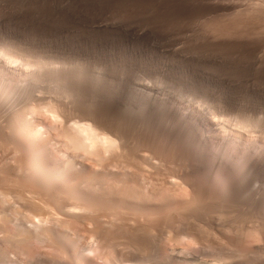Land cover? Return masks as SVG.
Listing matches in <instances>:
<instances>
[{
    "label": "rangeland",
    "instance_id": "374dc122",
    "mask_svg": "<svg viewBox=\"0 0 264 264\" xmlns=\"http://www.w3.org/2000/svg\"><path fill=\"white\" fill-rule=\"evenodd\" d=\"M4 45L27 52L32 59L67 67V73L82 74L87 86L75 88L72 94L80 90L81 98L76 92L73 98L80 99L73 102V98L63 101L64 90L50 86L49 74L40 86L22 83L12 93L5 88L0 92H5L3 98L13 95L11 100L17 99L13 108L19 105L17 109L27 114L19 130L21 124L8 119L12 117L4 108L11 102L0 100L3 264L79 263L73 252L67 256L69 243L82 249L85 264H264V0H0V47ZM10 68L15 74L23 71L20 65ZM96 81L117 88L120 98L92 102L88 86ZM55 92L68 110H53L60 105ZM140 94L151 107L160 105L170 124L150 117L143 126L136 113L127 114L126 100H137ZM160 97L165 103H159ZM207 108L220 117L213 120ZM176 110L181 116L178 123H187L192 130L191 143L185 141V131H171L169 125L177 124ZM92 119L100 128L106 127L104 131H113V136L122 132L115 137L128 141L116 147L100 143L93 150L75 147L74 124L92 123ZM221 119L230 131L239 127V121L261 124L237 133L242 130L244 138L238 147L255 151L251 161L259 165L250 182H245L247 187L242 185L249 194L239 193L241 185L213 174L216 167L231 169L225 151L247 155L230 145ZM254 137L263 139L258 141L260 148L254 145ZM41 147L44 160L69 173L66 179H58L66 186L59 181V185L47 184L39 177L32 153ZM219 147L226 153L224 159ZM223 181L229 192L222 190ZM249 183L254 184L251 190ZM68 187H76V194ZM253 188L258 193L251 194ZM231 189L239 195L231 198ZM31 228L34 237L16 240L19 230Z\"/></svg>",
    "mask_w": 264,
    "mask_h": 264
},
{
    "label": "bare ground",
    "instance_id": "6f19581e",
    "mask_svg": "<svg viewBox=\"0 0 264 264\" xmlns=\"http://www.w3.org/2000/svg\"><path fill=\"white\" fill-rule=\"evenodd\" d=\"M12 43V42H11ZM2 45V44H1ZM16 46V45H15ZM39 58H41V57H39ZM36 59H38V58H36ZM0 61L2 62V64H0L1 66H0V84H1V86H0V92H2V89L3 88H5V90L7 91V93L8 92H10V93H12V92H14V91H16V89H18V88H16L17 86H19V84H27L26 86L28 87V85L30 84V86H31V84H34L33 86L34 87H36L37 85L38 86H40V84L42 83V82H44V81H46L45 79H46V76H48L47 74H49L50 76H49V79H50V81H51V87L56 91V89H59V90H64V93L66 94V96L64 97L63 95H61L63 98V101H65V98H67L66 100H68L69 98H73V95H75V93L77 92V94L78 95H80L78 92H80L81 93V91L79 90V91H76L74 94H72V92H74V90H75V88H81V87H83L84 85H85V87L87 86V80L85 81V79H84V76L81 74V76L80 75H77L75 72L74 73H67L66 71L68 70V72L70 71L69 69H67V67H65L64 69H67V70H64L63 69V67L61 68V67H59V66H55V65H51V64H48V63H45V60H43L42 58L41 59H39V60H35V59H32L30 56H29V54L27 53V52H24L23 50H22V52H21V50H20V52H17L16 50L14 51V50H12L10 47H8V46H2V47H0ZM44 61V62H43ZM54 62V61H53ZM53 62H50V63H53ZM55 63V62H54ZM14 65H20V67L22 68V72L21 73H17V74H15L13 71H11V68L10 67H13ZM69 68V67H68ZM13 70V69H12ZM15 70V69H14ZM71 70H73L72 68H71ZM19 71V70H18ZM75 71V70H74ZM77 72V71H76ZM78 74H80V73H78ZM67 82H66V81ZM49 81V80H48ZM63 81H64V83H63ZM66 82V83H65ZM44 83H46V82H44ZM81 84H84V85H81ZM71 85V86H70ZM43 86V85H42ZM81 86V87H80ZM20 87V86H19ZM62 87V88H61ZM154 87V86H153ZM15 90H14V89ZM51 88V89H52ZM61 88V89H60ZM89 88V89H88ZM88 90L90 91V93L92 94V97L90 98L91 100H92V102H96L97 100H101V98H105V99H107L108 101H115V100H117L118 98H120V97H118L117 96V94H118V90H116V89H114V88H112V87H107V88H105L104 86H103V84L100 82V81H96L94 84H90V86H88ZM152 88V87H151ZM162 88V87H161ZM76 89V90H77ZM150 89V88H149ZM14 90V91H13ZM58 90V91H59ZM82 90V89H81ZM84 90V89H83ZM19 91V90H18ZM88 91V92H89ZM133 90H129V94H132L133 92H132ZM135 91V90H134ZM143 91H145V90H143ZM142 90H141V92H143ZM180 91V90H179ZM29 92V91H28ZM27 92V93H28ZM52 92H54L53 90H52ZM83 92V91H82ZM138 92H140V90H138ZM26 93V94H27ZM30 93V92H29ZM61 93H63V92H61ZM63 93V94H64ZM136 93V92H135ZM134 93V94H135ZM145 93H148V95L151 97L152 95L151 94H149V92H147V91H145ZM161 93V92H160ZM5 94V92L2 94V95H4ZM14 94V93H13ZM120 94V93H119ZM137 94V93H136ZM0 95H1V93H0ZM1 95V96H2ZM6 95H9V94H6ZM11 95V94H10ZM9 95V96H10ZM57 94H56V92H55V97H57L58 99H56V100H58V101H54L53 103H56L57 104V102L60 104V105H58V107L56 106V104H52V102H51V104L52 105H55L57 108H53V110L54 111H56V110H58V111H62V108H64V110L63 111H66V110H68V109H65V106H64V103H62L63 101H61L60 102V100H59V98L61 99V97H60V95H59V97L58 96H56ZM77 95V96H78ZM124 95V94H123ZM138 95H139V93H138ZM141 95V98H139V99H137V100H132V99H127L126 100V102H125V104H124V111H127V114L129 113V112H134V113H136V117L138 118V120H139V122H141L140 124H142L143 126L144 125H146L145 123H148V121L150 122L151 121V119H152V121H155V122H157V123H161V122H167V123H169L170 124V122L167 120V119H165V117L163 116V114H161V112H160V105L159 106H154V103H153V106L154 107H151L150 105V103H148V101L147 100H145L144 99V96H143V98H142V94H140ZM148 95H146V96H148ZM13 95H11L10 96V99H9V97L7 98V97H4L3 98V96H2V98L0 99V100H2V102H3V99H5L6 98V100L8 99V101L7 102H11L10 103V106L9 105H7V103L6 104H4L3 106H5V105H7L8 107H4L5 109H7V111L9 112V115H7V116H10L11 115V117L12 118H8V119H12L13 121V123L14 124H17V125H20L19 127H18V129L23 125V123L25 122V120H26V116H27V114H26V112H24V110H22L23 112H21V107H20V109H17V108H19V107H17V106H19V105H17L16 107H14L13 108V106H14V103L12 104V102L13 101H15V100H17V99H14L13 101L11 100V97H12ZM20 96H22V95H20ZM129 96V95H128ZM134 96V95H133ZM135 96H137V95H135ZM30 97H32V96H30ZM75 97V96H74ZM79 97V96H78ZM73 98V99H71V101L70 102H73V100H75V99H77V101H79L78 99H80L81 98V95H80V98ZM127 97V96H126ZM129 97H131V96H129ZM12 98H15L14 96L12 97ZM24 98H25V96H24ZM117 98V99H116ZM152 98V97H151ZM150 98V99H151ZM155 98V97H154ZM165 98H166V96H165ZM194 98V97H193ZM124 99H125V97H124ZM147 99V98H146ZM158 99V101H159V103L161 104H163V100H159V99H161V97L160 98H157ZM11 100V101H10ZM24 100V99H23ZM90 100V101H91ZM122 100V99H121ZM155 101L156 99H151V101ZM5 101V100H4ZM22 101V100H21ZM25 101V100H24ZM29 101V100H28ZM33 101V100H32ZM42 101V100H41ZM77 101L75 102V103H77ZM106 101V100H105ZM152 101V102H153ZM157 101V102H158ZM166 101V100H165ZM1 102V103H2ZM69 102V101H68ZM150 102V101H149ZM151 102V103H152ZM4 103V102H3ZM17 103V102H16ZM62 103V104H61ZM74 103V104H75ZM165 103V102H164ZM197 103V102H196ZM209 103V102H208ZM46 104V103H45ZM50 104V103H49ZM73 104V103H72ZM81 104V103H80ZM92 104V103H91ZM156 105H157V103H155ZM201 104V103H200ZM211 104V103H210ZM12 105V106H11ZM94 105V104H93ZM166 105V104H165ZM168 105V104H167ZM149 106H150V111H148V108H149ZM169 106H170V103H169ZM169 106H167V107H169ZM23 107H24V105H23ZM164 107V106H163ZM167 107H165V108H167ZM172 107V106H171ZM176 106H174V107H172V108H175ZM213 107H214V105H213ZM3 108V107H2ZM3 108V109H4ZM36 108V107H35ZM153 108V109H152ZM206 108V107H205ZM204 108V109H205ZM4 109V111H5V114L6 113H8V112H6V110ZM25 109V108H24ZM56 109V110H55ZM169 109V108H168ZM171 109V108H170ZM176 109V108H175ZM175 109H173V110H175ZM181 109V108H180ZM180 109H178L177 108V110H180ZM208 109V108H207ZM211 109V108H210ZM20 110V111H19ZM177 110L175 111V115H176V117L174 118V119H177V124H175L174 122V124L171 126V125H169L170 127H171V131H176L178 134L180 133V132H182V131H185V134L187 133V135L185 136V141L186 142H189V143H191L192 142V137H191V132H192V130L191 129H189L188 127H187V123H183V124H179L178 122H180V119L179 118H181V116H180V114H179V111L177 112ZM185 110V109H184ZM220 110V109H219ZM4 111H3V113H4ZM119 111H120V109H119ZM170 111V110H169ZM1 112V111H0ZM168 112V111H167ZM174 112V111H173ZM191 112V111H190ZM214 112H217V111H214ZM214 112H212V109H211V111H209V109L207 110V114H209V117H211L212 118V116H213V120H214V118H218V116H219V114H218V112L217 113H214ZM26 114V116H24V122H23V120H21L22 119V117H23V114ZM61 113V112H60ZM65 113V112H64ZM108 113V112H107ZM133 113V115H135ZM169 113V112H168ZM181 113V112H180ZM62 114H63V112H62ZM94 114V113H93ZM122 114V113H121ZM97 115V114H96ZM108 115V114H107ZM123 115V114H122ZM124 115H125V112H124ZM130 115V114H129ZM214 115H215V117H214ZM6 116V117H7ZM62 116V115H61ZM65 116V115H64ZM166 116V115H165ZM173 116V115H172ZM193 116V115H192ZM1 117V116H0ZM81 117V116H80ZM119 117V116H118ZM151 117V119H149ZM220 117V116H219ZM3 118V117H2ZM89 118V117H88ZM87 118V119H88ZM115 118V117H114ZM116 118H117V116H116ZM127 118V117H126ZM134 119H135V117H133ZM189 118V117H188ZM193 118V117H192ZM68 119V118H67ZM70 119V118H69ZM90 119V118H89ZM93 119H95V117L93 118ZM93 119H92V123L90 122V123H85V122H79V121H77L76 122V124H74L75 126H73V128H74V130H73V133H71L72 134V141L74 142V144H75V147L76 146H78V147H80V148H84V149H86V148H90V149H96L97 148V146L100 144V143H103V144H105V145H107V146H109V147H116V146H119V142L121 141V142H123V139H121L122 138V136H119V137H115V135H116V133H118V132H114V136H113V134L112 133H110V132H113V131H104L105 129L107 130V128L105 127V129L104 128H100V126H97L96 124H94L93 122ZM99 119V118H98ZM120 120H121V118H119ZM200 119V118H199ZM1 120V119H0ZM3 120V119H2ZM137 120V119H136ZM137 120V121H138ZM167 120V121H166ZM170 120V119H169ZM219 120V119H218ZM7 121V120H6ZM21 121L23 122V123H21ZM28 121V120H27ZM119 121V120H118ZM134 121V120H133ZM185 121H186V119H185ZM193 121V120H192ZM238 121H239V119H238ZM12 122H10L11 124H12ZM97 122V121H96ZM95 122V123H96ZM130 122V121H129ZM138 122V123H139ZM214 122V121H213ZM220 122H222V127L224 128L223 129V133H224V136H228L227 138H228V140L231 142L230 143V145L232 146V147H234L235 149H241V148H239L238 146L240 145L239 144V142L241 141L240 139H244V138H241L242 136L240 135V133L242 132V130H241V132L239 133V134H237L239 131H240V129L241 128H248L249 126H252V124L250 123L251 121H245L246 123H244V121H243V123L244 124H242V121L240 122V124H238L237 123V125H239V127H236V129H235V131L234 130H227L226 129V125H225V122H227V121H223L222 119L220 120ZM10 123H8V124H10ZM98 123V122H97ZM109 123V122H108ZM113 123V122H112ZM125 123V122H124ZM131 123V122H130ZM136 123V122H135ZM197 123V122H196ZM236 123V122H235ZM255 123V122H254ZM260 122H256V124H254L252 127H258V125H261V124H259ZM118 124V123H117ZM128 124V123H127ZM133 124V123H132ZM200 124V123H199ZM17 125L15 126V127H17ZM67 125H68V123H67ZM115 125V124H114ZM124 125H126V124H124ZM168 125V124H167ZM191 125V124H190ZM263 125V124H262ZM29 126V125H28ZM71 126V127H72ZM106 126V125H105ZM116 126V125H115ZM141 126V125H140ZM147 126V125H146ZM161 126H162V124H161ZM164 126V125H163ZM227 126H228V124H227ZM8 127V126H7ZM23 127H24V125H23ZM25 127H27V125H25ZM31 127V126H30ZM68 127H69V125H68ZM117 127V126H116ZM122 127H125L126 128V126H122ZM131 127L132 126H130V128H128V129H131ZM142 127V126H141ZM157 127H159V125H157ZM254 127V128H255ZM22 128V127H21ZM67 128V127H66ZM163 128V127H162ZM194 128V127H193ZM228 128V127H227ZM251 127H249V129H250ZM25 129V128H24ZM28 129V128H27ZM103 129V130H102ZM118 129V128H117ZM116 129V130H117ZM127 129V128H126ZM133 129V128H132ZM137 129V128H136ZM164 129V128H163ZM169 129V128H168ZM202 129V128H201ZM229 129V128H228ZM253 129V128H252ZM16 130H17V128H16ZM19 130H21V129H19ZM19 130H17V131H19ZM112 130V129H111ZM119 130V129H118ZM120 130H122L123 131V129L121 128ZM142 130V129H141ZM140 130V131H141ZM156 130V129H155ZM248 130V129H247ZM255 130V129H254ZM264 130V129H263ZM203 131V130H202ZM70 132V131H69ZM247 132H249V131H247ZM18 133V132H17ZM120 133H122V132H119L118 134H120ZM137 133H138V131H137ZM161 133V132H160ZM165 133V132H164ZM170 133V132H169ZM176 133V134H177ZM191 133V134H190ZM195 133V132H194ZM197 133H202V132H198L197 131ZM214 133V132H213ZM245 133V132H244ZM5 134V133H4ZM112 134V135H111ZM125 134H127V133H125ZM173 134V133H172ZM175 134V135H176ZM203 134H204V132H203ZM206 134V133H205ZM212 134V133H211ZM243 134V133H242ZM123 135H124V133H123ZM130 135V134H129ZM134 135V134H133ZM206 135H208V133L206 134ZM206 135H204L205 137H206ZM248 135H250V133L248 134ZM70 136V135H69ZM68 136V137H69ZM117 136V135H116ZM140 136V135H139ZM138 136V137H139ZM142 136V135H141ZM171 136V135H170ZM201 136V135H200ZM253 136V135H252ZM33 137V136H32ZM32 137H31V140H32ZM121 137V138H120ZM131 137H132V135H131ZM158 137H160V136H158ZM164 137V136H163ZM246 137V136H245ZM29 138V137H28ZM130 138V137H129ZM181 138H183V136L181 137ZM199 138V137H198ZM264 138V137H263ZM200 139V138H199ZM198 139V140H199ZM210 139H212V138H210ZM253 139V138H252ZM260 139V138H259ZM124 140H125V138H124ZM126 140H127V138H126ZM125 140V141H126ZM130 140V139H129ZM133 140V139H132ZM173 140V139H172ZM184 140V139H183ZM194 140V139H193ZM261 140H263V139H261ZM261 140H258V139H255V137H254V141H255V143H254V145L256 146V147H258V148H260V145H258L259 143H258V141L260 142ZM34 141H35V139H34ZM125 141L123 142V143H125ZM128 141V140H127ZM147 141V140H146ZM169 141V140H168ZM200 141V140H199ZM253 141V140H252ZM264 141V140H263ZM120 142V145H122V143ZM185 142V143H186ZM203 142V141H202ZM46 143V142H45ZM200 143V142H199ZM204 143V142H203ZM202 143V144H203ZM205 143H206V141H205ZM241 143V142H240ZM261 143V142H260ZM263 143V145L262 146H264V142H262ZM14 144V143H13ZM33 144H34V142H33ZM73 144V143H72ZM184 144V143H183ZM188 144V143H187ZM207 144V143H206ZM206 144L205 145H203V146H206ZM45 145V144H44ZM102 145V144H101ZM126 145H127V143H126ZM219 145H220V143H219ZM223 145V144H222ZM226 145V144H225ZM33 146V145H32ZM40 146H41V144H40ZM106 146V147H107ZM124 146V145H123ZM131 146V145H130ZM186 146V145H185ZM202 146V147H203ZM224 146V145H223ZM229 146V145H228ZM227 146V147H228ZM241 146V145H240ZM244 146H245V144H244ZM31 147V146H30ZM44 147V146H43ZM104 147V146H103ZM125 147H129V145H127V146H124L123 148L122 147H120V148H122L123 150H125L124 152H127V148L125 149ZM132 147V146H131ZM196 147H197V150H199L200 148H198L199 146H198V144H196ZM201 147V146H200ZM208 147V145L206 146V148ZM224 147H226V146H224ZM242 147H243V145H242ZM246 147H247V145H246ZM8 148V147H7ZM42 148V147H41ZM45 148V147H44ZM44 148H42L40 151H37V152H34L33 151V153L32 154H34V164L36 165V167L35 168H37V170H38V172H39V177L40 178H42L43 180H45V181H48L47 182V184L48 183H50V182H54V184H57V185H59V182H60V180H58V179H66V177L68 176V174H66L67 173V171H66V169L64 168V169H61V168H63V167H61V166H57V164H55V163H53V164H51V163H48L46 160H44L45 158H47L46 156H45V158L43 157L44 156V154H42V150L44 149ZM73 148V147H72ZM79 148V149H80ZM118 148V147H117ZM150 148V147H149ZM188 148V147H187ZM213 149H214V147H212ZM217 148V147H216ZM220 148V147H219ZM221 148H222V146H221ZM221 148L219 149L220 151V154L222 155V153H227V155H225V156H228L227 158H228V161H229V159H230V163H231V165L230 166H232L231 167V169H228V168H230V167H224V168H222V169H220V168H217L216 167V169H213L214 171H213V174H214V176H216V177H218V178H220L221 180H228V179H230L229 181H231V182H234V183H236V184H238V185H243V184H245V182H247V181H249L250 182V180L252 179L251 178V176L256 172V170H257V167L259 166V165H257L256 163H254V162H252L251 161V158L256 154L255 153V151H249V149H247V148H243L244 150V152H245V154H247L246 155V157L243 155L244 153H243V151H242V149H241V151H238V152H242L243 154V156H239V155H241V154H239V155H232V151H231V149H229V150H227V151H225V152H223L222 151V153H221ZM111 149V148H110ZM114 149V148H113ZM122 149L121 150H119V151H122ZM137 149H139V148H137ZM223 149V148H222ZM228 149V148H227ZM235 149H234V152H235ZM256 149V148H255ZM37 150H39V149H37ZM116 150V149H115ZM117 150V151H118ZM135 150V149H134ZM142 150V149H141ZM162 150V149H161ZM183 150V149H182ZM203 150V149H202ZM258 150V149H257ZM106 151V150H105ZM132 151V150H131ZM195 151V150H194ZM210 151V150H209ZM123 152V151H122ZM121 152V153H122ZM123 152V153H124ZM134 152V151H133ZM142 152V151H141ZM197 152V151H196ZM211 152V151H210ZM97 153V152H96ZM101 153V152H100ZM116 153V152H115ZM121 153H119V154H121ZM121 154V155H124V154ZM135 153V152H134ZM138 153V152H137ZM140 153V152H139ZM166 153V152H165ZM225 153V154H226ZM255 153V154H254ZM262 153V152H261ZM17 154V153H16ZM111 154V153H110ZM133 154V153H132ZM143 154V153H142ZM204 154H205V152H204ZM235 154V153H234ZM254 154V155H253ZM98 155V154H97ZM140 155V154H139ZM138 155V156H139ZM203 155V154H202ZM99 156H101L100 154H99ZM107 156V155H106ZM125 156H129V155H125ZM142 156V155H141ZM219 156V155H218ZM224 156V157H225ZM249 156V157H248ZM33 157V156H32ZM119 157V156H118ZM120 157H123V156H120ZM130 157V156H129ZM132 157V156H131ZM143 157V156H142ZM248 157V158H247ZM261 157V156H260ZM49 158V157H48ZM70 158V157H69ZM102 158V157H101ZM123 158H126V157H123ZM133 158H135V156L133 157ZM140 158V157H139ZM138 157H137V159L138 160H140ZM210 158V157H209ZM221 158H223V155H222V157ZM226 158V157H225ZM227 158H226V160H227ZM122 159V158H121ZM130 159V158H129ZM147 159V158H146ZM145 159V160H146ZM224 159V158H223ZM222 159V160H223ZM70 160H72V158L70 159ZM133 160V159H132ZM135 160V159H134ZM133 160V161H134ZM143 160V158L140 160V161H142ZM222 161V163L223 162H227V161ZM253 160V159H252ZM257 160V159H256ZM69 161V160H68ZM132 161V162H133ZM136 161V160H135ZM135 161H134V163H135ZM211 161L212 160H210V163H211ZM214 161V160H213ZM70 162V161H69ZM145 163H146V161H144ZM178 162V161H177ZM138 163V162H137ZM205 163V162H204ZM209 162L207 161V164H208ZM229 163V164H230ZM33 164V165H34ZM54 164L56 165V166H54ZM70 164V163H69ZM71 164H72V161H71ZM220 165V164H219ZM219 165H217V166H219ZM227 165V164H226ZM11 166V165H10ZM66 166H68V169H69V166L70 165H68V164H66L65 165V167ZM138 166V165H137ZM143 166V165H142ZM161 166V165H160ZM225 166V165H224ZM229 166V165H228ZM262 166V165H261ZM61 167V168H60ZM140 167V166H139ZM67 168V167H66ZM151 168V167H150ZM262 168V167H261ZM101 169V168H100ZM240 169H242V170H244V172L243 171H240ZM71 170V169H70ZM260 172V171H259ZM179 173V172H178ZM261 173V172H260ZM257 174V173H256ZM255 174V175H256ZM24 175V174H23ZM207 175V174H206ZM38 176V175H37ZM71 176V175H70ZM69 176V177H70ZM257 176V175H256ZM79 177V176H78ZM225 177V178H224ZM227 177V178H226ZM211 178H213V177H211ZM210 178V179H211ZM249 178H251L250 180H248ZM258 178V177H257ZM68 179V178H67ZM74 179V178H73ZM209 179V178H208ZM217 179V178H216ZM216 179H215V181H216ZM70 180V179H69ZM80 180V179H79ZM162 180V179H161ZM203 180V179H202ZM57 181H59V182H56ZM173 181V180H172ZM219 181V180H218ZM218 181H216V183H218ZM176 182V181H175ZM221 182V181H220ZM219 182V184H221ZM255 182V181H254ZM61 183V182H60ZM62 183H64V182H62ZM61 183V184H62ZM68 183V182H67ZM77 183H78V181H77ZM76 182H75V184L76 185H78ZM212 183V182H211ZM213 183H214V181H213ZM248 183V182H247ZM246 183V184H247ZM258 182H255V185L257 186L258 184H257ZM53 184V185H54ZM65 184V183H64ZM74 184V185H75ZM245 184V185H246ZM253 184V183H252ZM252 184H250L249 183V185H248V187L249 186H251ZM52 185V186H53ZM56 185V186H57ZM229 185V184H228ZM254 185V184H253ZM62 186V185H61ZM65 186H66V184H65ZM67 186H69V185H67ZM230 186H232L231 184H230ZM235 186H237V185H234V186H232V187H234L235 189H237L238 190V186L237 187H235ZM47 187V186H46ZM57 187H59V186H57ZM72 187H74V186H72ZM222 190L224 189V191L225 192H229L228 190H229V188L227 187V185L224 183V181H223V184H222ZM245 187H247V185L245 186ZM254 187V186H253ZM258 188H260L259 186H257ZM63 188V187H62ZM67 188V187H66ZM69 188V187H68ZM76 188V187H75ZM72 189V188H69V192H72V193H75L76 194V189ZM214 188V187H213ZM234 188H233V190H234ZM256 188V187H255ZM58 189H60V187L58 188ZM249 189H250V187H249ZM254 189V188H253ZM252 189V190H253ZM257 189V188H256ZM51 190V189H50ZM62 190V189H61ZM232 190V189H231ZM230 190V191H231ZM231 191L230 193V195H231V198L233 197L232 195L234 194H236V192H234V191ZM251 190V189H250ZM255 190V189H254ZM258 191L260 192V190L258 189ZM64 192V191H63ZM69 192H67L66 193V191H65V193L64 194H67L66 196H67V198H69V200L71 199L70 198V194L71 193H69ZM233 192V193H232ZM249 192V191H248ZM247 192V190L246 189H244L243 188V186H242V188L240 189L239 188V193H243V194H246V193H248ZM253 192H257L256 190L255 191H250V193L252 194ZM262 192V191H261ZM224 193V192H223ZM223 193H221V194H223ZM239 193L238 194H236L235 196H238L239 195ZM258 193V192H257ZM257 193H256V195H257ZM249 194V193H248ZM255 194V193H254ZM10 195V194H9ZM69 195V196H68ZM218 195V194H217ZM241 195V194H240ZM264 195V194H263ZM73 196H75V198H76V195H71V197H73ZM223 196V195H222ZM227 196V195H226ZM252 197H253V195H251ZM250 196V197H251ZM259 196V195H258ZM257 196V197H258ZM77 197H79V196H77ZM223 197H225V195L223 196ZM249 197V196H248ZM249 197V198H250ZM81 198V197H80ZM221 198V197H220ZM226 198V197H225ZM227 198H230V196L228 195L227 196ZM253 198H255V197H253ZM79 199V198H78ZM77 199V200H78ZM256 199V198H255ZM254 199V200H255ZM258 199V198H257ZM260 199H262V198H260ZM9 200V199H8ZM7 200V201H8ZM25 200V199H24ZM27 200V199H26ZM72 200V199H71ZM253 200V199H252ZM73 201H74V199H73ZM72 201V202H73ZM76 201V200H75ZM242 201H244V200H242ZM246 201H248V200H246ZM257 201V200H256ZM255 201V202H256ZM29 202V201H28ZM251 202H253V201H251ZM254 202V203H255ZM260 202V201H259ZM262 202V201H261ZM4 203V202H3ZM34 203V202H33ZM42 203V202H41ZM78 203H79V201H78ZM80 203H82V202H80ZM14 204V203H13ZM68 204V203H67ZM84 204V203H83ZM247 204H248V202H247ZM250 204V203H249ZM248 204V205H249ZM36 205V204H35ZM255 205V204H254ZM253 205V206H254ZM9 206V205H8ZM40 206V205H39ZM250 206V205H249ZM260 206V205H259ZM4 207V206H3ZM257 207V206H256ZM36 208V207H35ZM42 208V207H41ZM43 208H46V207H43ZM252 208H254V207H252ZM261 208V207H260ZM69 209V208H68ZM67 209V210H68ZM257 209V208H256ZM37 210V209H36ZM40 210V209H39ZM47 210V209H46ZM262 210H264V209H262ZM3 211V210H2ZM6 211V210H5ZM51 211V210H50ZM71 211V210H70ZM34 212V211H33ZM42 212V211H41ZM256 212V211H255ZM1 213V212H0ZM85 213V212H84ZM49 214V213H48ZM69 214V213H68ZM104 214V213H103ZM46 215V214H45ZM73 215V214H72ZM38 216V215H37ZM51 216V215H50ZM14 217V216H13ZM49 217V216H48ZM3 219V218H2ZM7 219V218H6ZM264 220V219H263ZM30 221V220H29ZM51 221V220H50ZM209 221V220H208ZM41 222V221H40ZM42 224V223H41ZM48 224V223H47ZM32 226V225H31ZM30 226V227H31ZM45 226V225H44ZM37 227H39V226H37ZM3 228V227H2ZM29 228V227H28ZM30 229V228H29ZM27 230V229H25V232H23L24 230L22 229V230H19V236L18 237H15V238H17L16 240L17 241H19V242H24V241H27L29 238H31V237H34L35 235H34V233L36 232V231H32V228H31V230ZM44 229V228H43ZM38 230V229H37ZM45 231V230H44ZM27 232V235L26 234H24V233H26ZM255 232V231H254ZM258 233H259V231H257ZM256 232V233H257ZM39 233V232H38ZM37 233V234H38ZM57 233V232H56ZM18 234V233H17ZM59 234V233H58ZM65 234V233H64ZM63 234V235H64ZM138 234V233H137ZM34 235V236H33ZM47 235V234H46ZM56 235V234H55ZM255 235H257V234H255ZM7 236V235H6ZM38 236V235H37ZM40 236V235H39ZM58 236V235H57ZM61 236V235H60ZM13 237V238H14ZM43 237V236H42ZM56 237V236H55ZM55 237H53V238H55ZM171 237V236H170ZM256 238H259V235H258V237L257 236H255ZM6 238V237H5ZM10 238V237H9ZM260 238H261V236H260ZM38 239V238H37ZM161 239V238H160ZM177 239V238H176ZM255 239V238H254ZM11 240V239H10ZM53 240V239H52ZM58 240V239H57ZM59 240H60V238H59ZM262 239H260V240H258V241H261ZM161 241V240H160ZM257 241V242H258ZM59 242V241H58ZM62 241L60 240V243H61ZM256 242V243H257ZM64 243V242H63ZM67 243V242H66ZM62 244V243H61ZM258 244V243H257ZM65 245L63 244V247H64ZM70 251H71V255H69L70 253H67L66 255L67 256H72V252H73V254L75 255V258L78 260V261H82V260H85L84 258L85 257H83V254H82V249L80 250V248H78V247H76V246H74L73 244H68L67 246H66ZM66 247H65V249H66ZM92 249V248H91ZM67 250V249H66ZM68 250V251H69ZM67 251V252H68ZM86 254V253H85ZM125 257V256H124ZM73 258V257H72ZM71 258V259H72ZM139 258V257H138ZM1 261H2V259H0ZM72 260H74V258L72 259ZM0 261V264H3L2 262ZM80 261V262H81ZM62 262V261H61ZM77 262V261H76ZM79 262V263H80ZM87 262V261H86ZM154 262V261H153ZM201 263H202V260L200 261ZM72 263H75V262H72ZM78 263V262H77ZM76 263V264H77ZM78 263V264H79ZM84 262L82 261V264H83ZM198 263V262H197ZM216 263V262H215ZM20 264V263H19ZM26 264V263H25ZM81 264V263H80ZM85 264V263H84ZM92 264V263H91ZM125 264H127V263H125ZM128 264H129V262H128ZM133 264V263H132ZM134 264H136V263H134ZM199 264V263H198ZM203 264V263H202ZM205 264H208L207 263V261L205 262ZM214 264V263H213Z\"/></svg>",
    "mask_w": 264,
    "mask_h": 264
}]
</instances>
